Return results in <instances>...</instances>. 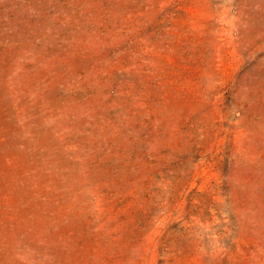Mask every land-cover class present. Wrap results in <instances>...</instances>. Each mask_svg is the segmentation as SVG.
<instances>
[{
	"label": "rangeland",
	"instance_id": "374dc122",
	"mask_svg": "<svg viewBox=\"0 0 264 264\" xmlns=\"http://www.w3.org/2000/svg\"><path fill=\"white\" fill-rule=\"evenodd\" d=\"M0 264H264V0H0Z\"/></svg>",
	"mask_w": 264,
	"mask_h": 264
}]
</instances>
